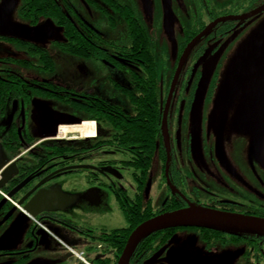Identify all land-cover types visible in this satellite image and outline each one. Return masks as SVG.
I'll use <instances>...</instances> for the list:
<instances>
[{"label": "flooded vegetation", "instance_id": "af4514ba", "mask_svg": "<svg viewBox=\"0 0 264 264\" xmlns=\"http://www.w3.org/2000/svg\"><path fill=\"white\" fill-rule=\"evenodd\" d=\"M87 1L96 9L105 12L110 25L115 24L109 12V8L116 10L113 7L114 0ZM116 1L119 6L128 5L145 30L143 21L129 0ZM252 1L249 0L248 3ZM27 3V0H24L20 14L32 22L28 15L34 12ZM46 4H49L56 14L65 17L55 14V19L64 28L65 34H85L87 37L89 32L95 31L104 38L102 33L84 18L79 16L75 21L59 0L42 2L43 7ZM244 5L238 2L232 8L208 9L204 14L197 5L193 23L186 29V39L181 43L185 47L197 35H209L193 47L189 58L194 63L207 48L216 44L214 41L220 36L233 31L241 26L244 20L264 10V5L250 4V12L242 13L239 10ZM41 16L50 15L41 11L37 20ZM0 37L5 36L0 34ZM73 39L77 40L76 37ZM18 41L27 44L29 50L33 45L43 49L25 39L19 38ZM125 41L126 38L122 42ZM55 42L59 46L62 41ZM110 52L117 58L115 49ZM103 61L119 67L112 60ZM22 62L27 63L24 60ZM41 67L44 68V63ZM198 77L192 80L195 83L192 92ZM124 87L126 86H122ZM63 95L68 96L69 101L62 98ZM89 95L96 96L93 98L100 97L70 89L50 79H27L9 68H0V213L6 214L8 228L15 234L9 240H0V256L9 258L8 264H117L125 246L118 251L124 240L122 229L143 217L146 220L172 211L173 207L183 208L192 203L227 213L264 218V185L260 190H255L251 184L244 182L243 193L231 188L226 180L229 176L225 178L221 174H215L214 178L218 179L219 183L214 187L219 189L218 192L211 191L209 184L201 187V190L196 185L190 190H186V184L184 187L182 171L176 164V152L172 142L177 144L179 140L182 113L185 111L188 114L191 110V94L186 102L178 94L179 98L167 105L165 96L159 98L161 128L152 154H145V157L148 155L150 159L142 187L140 169L135 168L134 164L132 166L130 162L135 163L134 160L144 150L138 149L135 152V149H132V158L129 157L128 149L115 145L116 141L111 137L114 131L103 130L101 124L105 121L88 119V112L78 108V103H86ZM52 98L69 104L76 112H83L86 117L60 122L50 107L43 102V99ZM169 107L170 112L167 111ZM168 117L171 119L172 129L169 130L166 123L169 132L166 143L164 130L165 119ZM85 120L94 123V136L50 135L53 131L58 133L60 127L78 126ZM168 141L172 147H169ZM155 152L160 160V171L154 184L162 199L154 207L148 190L152 183L149 178L150 166ZM221 152L219 148L218 156L223 161L225 159H222ZM190 191L196 195L195 199H191ZM200 193L206 195L207 199L202 200ZM14 210H19L31 218V223L23 224L22 229L20 220H15L12 216ZM118 210L122 213L126 226L114 228L98 222L96 216H113ZM29 212L35 215H30ZM180 230L183 231L182 254L176 258L177 253L170 252L173 253L175 264H264V232L207 226H184L156 231L134 249L128 264H154L162 261L174 264L172 258H167L166 246ZM38 249L43 253L60 249L65 251L66 256L49 255L47 259H35ZM77 254H80L86 263L80 260Z\"/></svg>", "mask_w": 264, "mask_h": 264}, {"label": "rangeland", "instance_id": "374dc122", "mask_svg": "<svg viewBox=\"0 0 264 264\" xmlns=\"http://www.w3.org/2000/svg\"><path fill=\"white\" fill-rule=\"evenodd\" d=\"M248 1L129 0L143 21L151 44L158 97L161 99L165 96L167 105L176 101L179 98L178 94L185 102L191 94V110L188 114L185 111L182 113L179 140L177 144L172 142L176 152V164L182 171L186 190H190L193 185L201 190V187L209 184L211 191L218 192L219 189L214 187L219 183V180L214 178L215 174L229 176L225 178L231 188L243 193L244 182L251 184L255 190H260L264 185V10L244 20L243 24L233 31L220 36L214 41L216 44L212 48H207L195 63L189 55L193 47L207 39L209 35L207 33L201 37L197 35L185 47L181 45L186 39V29L193 23L197 5L201 8L202 14L208 9L232 8L238 2L245 4L239 10L242 13L250 12V4L264 5V0H253L250 4ZM59 2L75 21L79 16L84 18L114 45L126 38V21L116 10L109 8L110 15L115 21L112 26L105 12L96 9L87 0ZM23 3L24 0H0V34L5 36L0 37V68H9L27 79L32 77L50 79L70 89L95 94L132 114L133 105L122 88L126 86L136 91L128 69L111 66L100 59L62 51L55 40L63 41L66 38L64 28L53 16H41L35 22L29 21L20 14ZM19 38L45 49L53 62V70L42 68L43 62L39 56L32 53L27 44L18 41ZM114 45L104 46L112 51ZM197 76L199 77L192 92L195 84L193 81ZM43 102L50 107L60 122L86 117L83 112H76L69 104L56 99H43ZM167 111L170 112V107ZM166 123L171 130L170 117L165 119L164 132L167 143L169 132ZM101 127L109 132L114 131L105 122ZM56 134L62 137L69 135L82 137L84 132L74 129L64 132V135L59 132ZM168 143L169 147H172L170 141ZM219 148L223 153L222 159H225L223 161L218 156ZM159 171L160 160L155 152L150 166L149 178L152 179V183L148 190L153 198L154 207L162 199L154 184ZM200 194L202 200L207 199L206 195ZM189 195L191 199L196 197L191 191ZM5 216L6 214L0 213L2 241L9 240L15 235L9 230ZM12 216L15 220H20L22 229L23 224L31 223V218L19 210H14ZM96 217L104 226L114 228L126 226L120 211L113 216L104 214ZM181 232L183 231L176 232L166 246L167 258L170 257L173 261V253L170 252H176V258L182 254ZM64 252L56 249L43 253L38 249L35 259H47L49 255L66 256ZM9 261V258L0 256V264H8ZM164 264L171 263L167 261Z\"/></svg>", "mask_w": 264, "mask_h": 264}, {"label": "trees", "instance_id": "16d2710c", "mask_svg": "<svg viewBox=\"0 0 264 264\" xmlns=\"http://www.w3.org/2000/svg\"><path fill=\"white\" fill-rule=\"evenodd\" d=\"M43 1L46 2V0H27V6L34 12L28 15L32 19V22L37 20V15L41 11L45 15L55 17V10L49 4L43 7ZM108 1L112 2L113 0ZM113 2H115L113 7L116 8L126 21L127 37L125 42L114 45L112 41H107L95 31L89 32L87 37L85 34H74L75 36H73L67 32L65 34L66 38L60 42L59 46L63 51L82 57L98 58L105 61L112 60L115 65L128 69L131 82L136 91L130 87H124L123 90L128 94L133 105L134 112L132 114L124 112L120 106L110 101L100 97L93 98L96 97L94 95H89L86 103H78V108L88 112V119L90 120L101 119L100 121L107 122L114 129L111 137L116 141L115 145L128 149L130 153L129 157L133 153L132 149H135L133 150L135 152L138 149L144 150L143 154H139V157L134 160L135 163L130 162L132 166L134 164L135 168L140 169L142 187L147 175L150 159L148 155L145 157V154H152L155 149L154 143L160 132L162 121L160 102L156 91L155 62L148 36L140 24L139 18L134 15L128 5L119 6L116 3L118 1L114 0ZM56 15L59 17L63 16L60 14ZM63 18L65 17L63 16ZM74 37L77 40L73 39ZM105 43L115 46L114 54L117 58H114L113 53L103 46ZM30 50L39 54L40 59L44 63V68L48 70L53 69L52 60L46 51L34 45L30 47ZM59 88L63 89V87ZM62 98H67V101H69L66 95H63ZM175 208L173 207L172 210L180 209L181 207ZM147 216L149 217L150 215ZM144 219L143 217L139 221L122 229L124 230V240L118 247L119 252L125 245L130 232ZM153 233L143 238L136 247L143 244Z\"/></svg>", "mask_w": 264, "mask_h": 264}, {"label": "water", "instance_id": "95a60500", "mask_svg": "<svg viewBox=\"0 0 264 264\" xmlns=\"http://www.w3.org/2000/svg\"><path fill=\"white\" fill-rule=\"evenodd\" d=\"M50 135H56V131H53ZM29 213L35 215V213ZM184 226L233 227L243 231L264 232V218L227 213L189 204L187 207L165 212L139 223L129 234L117 264H128V260L137 244L151 233L162 229Z\"/></svg>", "mask_w": 264, "mask_h": 264}, {"label": "bare ground", "instance_id": "6f19581e", "mask_svg": "<svg viewBox=\"0 0 264 264\" xmlns=\"http://www.w3.org/2000/svg\"><path fill=\"white\" fill-rule=\"evenodd\" d=\"M93 124H94L93 122L85 120L78 126H66V127L63 126V127H60L59 128V133L60 134L63 133V135H64V132H66V131H71V130L77 129V130L83 131L85 136H94L95 131H94V127H93L94 125Z\"/></svg>", "mask_w": 264, "mask_h": 264}, {"label": "built area", "instance_id": "2783aa9c", "mask_svg": "<svg viewBox=\"0 0 264 264\" xmlns=\"http://www.w3.org/2000/svg\"><path fill=\"white\" fill-rule=\"evenodd\" d=\"M77 257L80 259V260H83L82 256L80 254H77ZM84 261V260H83ZM85 262V261H84ZM86 263V262H85Z\"/></svg>", "mask_w": 264, "mask_h": 264}]
</instances>
